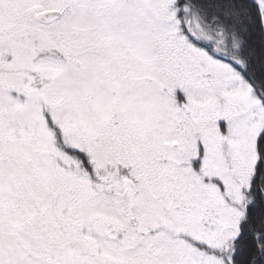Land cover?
<instances>
[{
    "label": "snow or ice",
    "instance_id": "1",
    "mask_svg": "<svg viewBox=\"0 0 264 264\" xmlns=\"http://www.w3.org/2000/svg\"><path fill=\"white\" fill-rule=\"evenodd\" d=\"M0 264H264V0H0Z\"/></svg>",
    "mask_w": 264,
    "mask_h": 264
}]
</instances>
